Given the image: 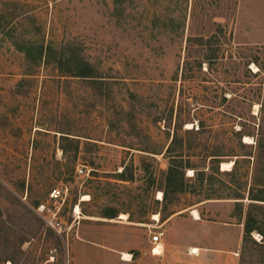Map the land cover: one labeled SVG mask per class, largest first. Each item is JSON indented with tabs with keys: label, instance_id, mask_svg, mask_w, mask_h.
Returning a JSON list of instances; mask_svg holds the SVG:
<instances>
[{
	"label": "rangeland",
	"instance_id": "obj_1",
	"mask_svg": "<svg viewBox=\"0 0 264 264\" xmlns=\"http://www.w3.org/2000/svg\"><path fill=\"white\" fill-rule=\"evenodd\" d=\"M212 241L264 264V0H0V264H173Z\"/></svg>",
	"mask_w": 264,
	"mask_h": 264
},
{
	"label": "trees",
	"instance_id": "obj_2",
	"mask_svg": "<svg viewBox=\"0 0 264 264\" xmlns=\"http://www.w3.org/2000/svg\"><path fill=\"white\" fill-rule=\"evenodd\" d=\"M60 68L64 66V74L69 76H77V77H84V78H96V71L94 70V67L87 62L86 60H83L82 58H79V61L77 63H73V57L70 55H61L59 57V65ZM172 143L168 145L167 151H171ZM188 163L184 164L183 159L181 155L177 154L175 156H170V164L167 169L165 181H166V187H174L175 190H182L184 186V169L185 167H188ZM125 170L123 169L120 173L117 175L124 179L125 177ZM129 179L132 178V173L129 172L128 177ZM165 196L167 195V192L165 190L164 192ZM257 199V198H255ZM116 213L114 211H108L106 213V216L108 218L115 217ZM246 231H250L251 228H245Z\"/></svg>",
	"mask_w": 264,
	"mask_h": 264
},
{
	"label": "crops",
	"instance_id": "obj_3",
	"mask_svg": "<svg viewBox=\"0 0 264 264\" xmlns=\"http://www.w3.org/2000/svg\"><path fill=\"white\" fill-rule=\"evenodd\" d=\"M194 210L197 212V216L196 215L194 216V213H193ZM191 214H192L193 220H195V221L201 220L199 213L196 209H193ZM178 215H183V212H180L177 215L172 216V218L175 216H178ZM218 240L219 239H216L215 242ZM149 241H150V238H149ZM215 242L212 241L211 245L199 244L196 246H191L192 249L196 248V251H192V249H191V251L189 253H187V252L176 253L174 256L173 264H226L224 257L221 255L222 252H220L223 250V246H222L223 242H220V246L215 244ZM155 252L159 253L160 250L158 248H155ZM233 253H234V248L232 250V254ZM233 256H234V254H233ZM123 260H125V259H123ZM126 261H128V260H126ZM232 264H235V259L233 260Z\"/></svg>",
	"mask_w": 264,
	"mask_h": 264
},
{
	"label": "built area",
	"instance_id": "obj_4",
	"mask_svg": "<svg viewBox=\"0 0 264 264\" xmlns=\"http://www.w3.org/2000/svg\"><path fill=\"white\" fill-rule=\"evenodd\" d=\"M79 171L81 172L82 169H79ZM60 193H61V190L59 188H55V189H53L51 195L52 196H59ZM150 242L153 244V246L151 247V251L154 253H158V252H155V248H159L160 243H161L159 234L156 232L154 234H152L150 237Z\"/></svg>",
	"mask_w": 264,
	"mask_h": 264
},
{
	"label": "bare ground",
	"instance_id": "obj_5",
	"mask_svg": "<svg viewBox=\"0 0 264 264\" xmlns=\"http://www.w3.org/2000/svg\"><path fill=\"white\" fill-rule=\"evenodd\" d=\"M244 140L245 141H249L250 140V137L244 136ZM220 165H221V169L222 170H227V169H230L231 168V166L233 165V161H222ZM75 211L76 212H79V206L78 205L75 206ZM193 213H194V216L195 215L197 216V212L195 210L193 211ZM122 215H124V214H122ZM153 218L154 219H158V214L155 213L153 215ZM192 251H196V248H193ZM124 255L126 256L127 254H124Z\"/></svg>",
	"mask_w": 264,
	"mask_h": 264
}]
</instances>
